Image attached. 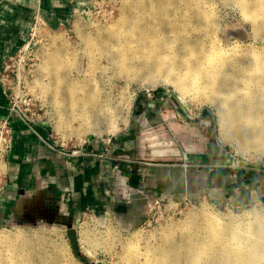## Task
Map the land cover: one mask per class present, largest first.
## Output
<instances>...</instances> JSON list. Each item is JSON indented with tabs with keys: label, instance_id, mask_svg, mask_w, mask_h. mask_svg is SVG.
<instances>
[{
	"label": "rangeland",
	"instance_id": "rangeland-1",
	"mask_svg": "<svg viewBox=\"0 0 264 264\" xmlns=\"http://www.w3.org/2000/svg\"><path fill=\"white\" fill-rule=\"evenodd\" d=\"M204 1L216 16L214 45L224 54L246 55L264 47V39L256 33L253 22L244 15L237 2ZM125 2L126 0H93L78 11L69 24L58 27L48 25L46 30L40 27L36 29L33 43L27 49V62L33 64V71L28 77L27 73L23 75L22 80L27 85L24 92L28 91L34 98L43 96L48 100L49 106L43 110H48L45 120H50L57 137L83 142L87 137L113 138L129 125L137 129L132 143L135 148L132 159L134 157L138 161L137 169L141 171L143 178L140 180L143 184L140 187L133 185L137 188L136 193L130 195L126 188L132 187L131 181H128V185L125 181L123 183V179L120 184L113 183L116 193L126 194L125 198L130 201L124 213L114 215L109 211V215L107 212H94V216L91 213L73 216L56 208V219L23 218L0 224V232H17L18 229L44 231L51 241L62 247V259L67 264H88L73 253L67 235V224L75 228L82 254L95 264H127V248L125 250L121 243L124 240H134L140 248L164 245L170 234L175 233L179 237L180 231L176 229V223L187 220L193 213L205 211L221 222L243 226L255 221L256 213L264 209V153L257 152L256 148L245 147L247 151L242 148L230 131L224 129L218 105L205 92L198 91L195 86L183 88L164 74H159L154 79L148 78V81L147 77L119 67L112 56L108 55L105 45L98 48V40L90 42L87 39L96 36L101 27L116 29V22L128 9ZM54 40L57 41L56 44L53 43ZM53 49L56 50L52 51ZM59 49L68 57L65 69L48 65L50 53L59 52ZM32 58L34 59L31 60ZM54 72L71 81L82 82L75 90H79L75 97L82 99L81 105L79 101L75 102L76 109L87 110L93 101L107 104L109 118H106V123L95 120L98 128L77 130L81 125L78 116L60 112L55 104L56 93L54 94V87L51 86ZM149 91L153 97L148 96ZM157 98H161L158 106L149 104V100ZM41 101L44 102V99ZM140 102L145 104L147 117L144 114L138 115L139 112L134 110ZM39 106L40 102L37 101V107ZM152 108H155L154 112L151 111ZM43 111H39L41 117L44 116ZM144 120L150 123L149 127H145ZM72 127H77V132ZM166 147H179L182 153L177 155L169 152L168 155L161 156L158 151ZM181 158L185 161L184 164L178 163L177 160ZM153 162L156 166L148 164ZM3 164L4 161L0 159V165ZM164 165L169 166L171 171H166L162 167ZM215 170L236 174L233 179L238 180L241 191L248 195L249 200L245 203L230 202L228 198L221 200L216 192L219 182L213 176ZM3 171L0 169V184L5 173ZM233 192L229 196L232 197ZM86 225L95 228L89 233L93 232L91 236L98 243L91 245L88 241H83L81 232ZM109 230L115 235L103 236ZM111 237L121 240L115 242Z\"/></svg>",
	"mask_w": 264,
	"mask_h": 264
},
{
	"label": "bare ground",
	"instance_id": "bare-ground-1",
	"mask_svg": "<svg viewBox=\"0 0 264 264\" xmlns=\"http://www.w3.org/2000/svg\"><path fill=\"white\" fill-rule=\"evenodd\" d=\"M233 1L242 7L256 33L264 39V0ZM125 4L128 9L116 22V29L101 27L92 39L84 37L90 42L98 40V48L105 45L108 55L119 67L147 77L148 81V78L164 74L183 88L195 86L198 91L205 92L218 105L224 129L230 131L242 148H257L254 142L264 140V47L246 55L224 54L214 45L216 16L204 0H126ZM66 56L61 50L50 53L48 65L65 69ZM59 74L54 72L51 81L56 93L54 101L60 112L80 119L79 128L72 127V130H94L99 126L95 120L106 123L107 104L93 101L87 110L76 109L75 102L81 105L82 99L75 97L79 92L75 90L82 82ZM169 152L182 153L179 147L158 151L161 156ZM0 169L5 170V165H0ZM44 216L56 219L49 212ZM238 225L221 222L204 211L176 223L179 237L168 233L164 245L140 248L134 240L121 243L127 248V264H196L197 261L199 264H251L254 251L264 253V209L256 213L252 223ZM88 226L82 229L83 241L91 245L98 243L91 236L93 232L89 233L95 228ZM107 235L115 234L109 230L103 236ZM62 255V247L51 241L44 231L0 232V264H67Z\"/></svg>",
	"mask_w": 264,
	"mask_h": 264
},
{
	"label": "crops",
	"instance_id": "crops-1",
	"mask_svg": "<svg viewBox=\"0 0 264 264\" xmlns=\"http://www.w3.org/2000/svg\"><path fill=\"white\" fill-rule=\"evenodd\" d=\"M92 1L0 0V70L5 58L29 39L37 14L51 27L63 26ZM160 99L149 100V104L158 106ZM144 105L140 102L134 110L147 117ZM8 115V100L0 81V117ZM145 122V127H149L150 123ZM10 124L13 145L6 156V171L0 184V224L23 218L47 219L44 213L55 214L57 209L73 216L87 209L98 214L109 211L121 214L128 209L130 201L126 194L116 193L113 183L120 184L123 179L128 185L131 181L132 187H124L130 195L136 193L133 185L143 184L138 161L132 159L135 151L132 143L137 132L133 125L113 137L111 143L92 137L81 143L77 153L71 154L51 146L50 129L42 124L31 129L16 115L10 116ZM148 164L156 166L155 162ZM235 175L215 170L213 176L219 182L216 192L221 200L245 203L248 195L241 191L238 180L233 179Z\"/></svg>",
	"mask_w": 264,
	"mask_h": 264
},
{
	"label": "built area",
	"instance_id": "built-area-1",
	"mask_svg": "<svg viewBox=\"0 0 264 264\" xmlns=\"http://www.w3.org/2000/svg\"><path fill=\"white\" fill-rule=\"evenodd\" d=\"M39 27L46 30L48 28V23L39 14H37L34 20V25L30 32L29 39L24 44H22L18 50L9 54L5 58L0 70V81L4 87V93L8 100L9 109L8 116L0 117V159L4 162L13 145V129L10 124L11 115L18 116L31 129H34V125L36 124H42L48 127L50 129V136L53 139L51 146L55 149H61L62 151L75 154L82 143L80 141L72 140L73 138H70V140H65L62 137H57V132H55L51 122H49L50 120H45L48 110H43L45 107L49 106L48 100L43 96L34 98V96H31V93L28 91L24 92V89L27 88V85H25V80L22 79L26 73V77H28V74H31L33 71V69H31L33 64H29L27 62V49L33 43L34 36L36 35V29ZM34 45H36L35 42ZM33 59L34 58L31 60ZM26 68H28L27 71ZM147 93L149 97H153V94L150 91ZM42 99H44V102L41 101ZM37 101L40 102L39 107H37ZM39 111H43V117H41ZM101 138L107 140L108 143H111L112 137ZM89 140L90 138L87 137L83 140V143ZM88 213H91L92 215L94 214V212L90 209L82 212V214ZM107 213L108 215L111 214L109 212ZM113 213L114 215H117V212Z\"/></svg>",
	"mask_w": 264,
	"mask_h": 264
},
{
	"label": "water",
	"instance_id": "water-1",
	"mask_svg": "<svg viewBox=\"0 0 264 264\" xmlns=\"http://www.w3.org/2000/svg\"><path fill=\"white\" fill-rule=\"evenodd\" d=\"M171 162L172 161H164V163H171ZM178 163L179 164H184L185 161L183 159L182 160H178ZM162 167H164L165 170L170 169L169 166H167V165H164ZM67 235L69 237L71 248H72L73 253L75 254V256L78 259L82 260L83 262H87L88 264H95L93 261H91L89 258H87L86 256H84L82 254L77 232H76L75 228L72 227L70 224H67Z\"/></svg>",
	"mask_w": 264,
	"mask_h": 264
},
{
	"label": "clouds",
	"instance_id": "clouds-1",
	"mask_svg": "<svg viewBox=\"0 0 264 264\" xmlns=\"http://www.w3.org/2000/svg\"><path fill=\"white\" fill-rule=\"evenodd\" d=\"M254 143L257 145L255 150L257 152L264 153V140L257 139ZM245 151H247V148H245ZM196 264H199V261H197ZM251 264H264V253H256L254 251Z\"/></svg>",
	"mask_w": 264,
	"mask_h": 264
},
{
	"label": "trees",
	"instance_id": "trees-1",
	"mask_svg": "<svg viewBox=\"0 0 264 264\" xmlns=\"http://www.w3.org/2000/svg\"><path fill=\"white\" fill-rule=\"evenodd\" d=\"M226 171V170H225Z\"/></svg>",
	"mask_w": 264,
	"mask_h": 264
}]
</instances>
